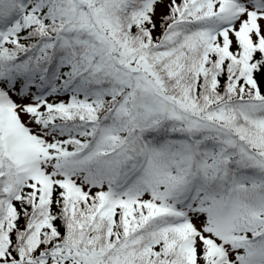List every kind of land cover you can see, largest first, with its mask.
Wrapping results in <instances>:
<instances>
[{"label": "snow or ice", "instance_id": "6c2138e0", "mask_svg": "<svg viewBox=\"0 0 264 264\" xmlns=\"http://www.w3.org/2000/svg\"><path fill=\"white\" fill-rule=\"evenodd\" d=\"M0 264H264V0H0Z\"/></svg>", "mask_w": 264, "mask_h": 264}]
</instances>
